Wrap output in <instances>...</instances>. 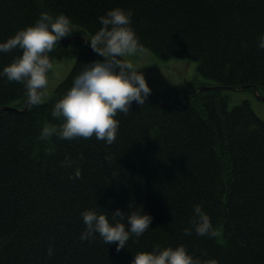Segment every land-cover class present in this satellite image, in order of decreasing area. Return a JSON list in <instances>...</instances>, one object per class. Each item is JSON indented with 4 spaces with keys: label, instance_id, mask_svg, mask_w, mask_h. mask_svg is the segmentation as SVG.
Returning <instances> with one entry per match:
<instances>
[{
    "label": "trees",
    "instance_id": "16d2710c",
    "mask_svg": "<svg viewBox=\"0 0 264 264\" xmlns=\"http://www.w3.org/2000/svg\"><path fill=\"white\" fill-rule=\"evenodd\" d=\"M116 6L133 10L142 50L192 61L212 83L172 89L165 95L172 101L161 100L166 106L151 94L133 101L116 114L110 144L94 135L42 138L46 123H60L54 102L92 61L77 37L88 39L101 27L98 17ZM42 11L71 18L72 32L49 55L70 53L76 62L48 102L26 111L23 83L0 77V264H130L138 251L179 244L219 264H264V121L248 101L229 109L223 94L263 92L264 0H0V41ZM20 54L0 52V69ZM196 203L210 215L214 236L196 233ZM140 207L151 225L119 251L98 233L80 239L83 210L111 219L116 208Z\"/></svg>",
    "mask_w": 264,
    "mask_h": 264
},
{
    "label": "clouds",
    "instance_id": "9594fccd",
    "mask_svg": "<svg viewBox=\"0 0 264 264\" xmlns=\"http://www.w3.org/2000/svg\"><path fill=\"white\" fill-rule=\"evenodd\" d=\"M132 9L116 6L98 17L101 27L87 40L90 47L104 59L93 60L73 77L72 84L58 98L51 115L60 118L58 125L46 123L41 137L56 135L61 139L91 137L112 143L119 128L118 112L127 113L131 104H143L152 91L143 71L129 59L142 50V43L131 24ZM71 18L61 12L55 15L42 11L36 21L18 29L4 41H0V52L14 48L21 54L14 56L10 63L0 69V77L23 83L27 102L41 104L47 94L49 73L53 69V59L49 53L61 38L72 32ZM264 47V36L259 41ZM67 159V158H66ZM81 174L80 169L75 175ZM192 224L198 235L214 236L215 228L210 215L200 203L193 205ZM109 219L105 212L94 208L85 209L81 215L85 229L81 240H90L97 233L105 243H116L119 251L125 247L130 237H140L151 225L152 215L143 207L131 210L116 208ZM119 217V219H117ZM191 232L190 228L184 229ZM52 249H49V254ZM130 264H219L215 257L201 259L190 253L183 244L175 247L154 245L152 250H141L134 254Z\"/></svg>",
    "mask_w": 264,
    "mask_h": 264
},
{
    "label": "rangeland",
    "instance_id": "374dc122",
    "mask_svg": "<svg viewBox=\"0 0 264 264\" xmlns=\"http://www.w3.org/2000/svg\"><path fill=\"white\" fill-rule=\"evenodd\" d=\"M73 50L77 52L78 48H73ZM75 58V55L68 53L53 61L54 67L49 73L47 94L42 103L48 102L54 96L58 84L71 72L76 62ZM97 59L102 60L104 57L96 52L95 60ZM122 59L131 60L138 70L143 71L152 89L151 93L165 103L172 101L170 96L168 98L165 96L166 93L189 83L191 80L194 81L192 82L194 85H198L200 82L212 83L210 80H205L198 75L196 63L187 59L183 60L180 57H164L163 59L150 50L143 49L131 56L122 57ZM223 94L229 98V109L241 104L243 101H248L254 113L264 121V89L261 92L255 87H241L237 90H223Z\"/></svg>",
    "mask_w": 264,
    "mask_h": 264
},
{
    "label": "water",
    "instance_id": "95a60500",
    "mask_svg": "<svg viewBox=\"0 0 264 264\" xmlns=\"http://www.w3.org/2000/svg\"><path fill=\"white\" fill-rule=\"evenodd\" d=\"M77 38H79V39H81L82 41H84L86 44H87V46L88 47H90V42L86 39V38H84V37H77ZM77 38H75V39H77ZM62 39H60V41H61ZM90 51H91V58H92V61L93 60H95V51L90 47ZM210 87H206L205 89H209ZM150 94L152 95V97L153 98H156V96H154L151 92H150ZM156 100L161 104V105H163V106H166L165 104H163L162 102H160V100L158 99V98H156ZM30 105L31 104H29L28 102H26V107L22 110V111H26L29 107H30ZM5 109H7V110H16L15 108H13V107H5Z\"/></svg>",
    "mask_w": 264,
    "mask_h": 264
}]
</instances>
